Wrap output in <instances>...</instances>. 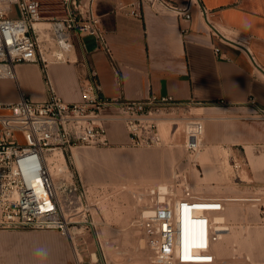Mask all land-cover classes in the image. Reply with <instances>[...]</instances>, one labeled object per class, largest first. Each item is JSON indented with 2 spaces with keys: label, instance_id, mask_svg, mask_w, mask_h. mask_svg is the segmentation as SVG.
Here are the masks:
<instances>
[{
  "label": "built area",
  "instance_id": "1",
  "mask_svg": "<svg viewBox=\"0 0 264 264\" xmlns=\"http://www.w3.org/2000/svg\"><path fill=\"white\" fill-rule=\"evenodd\" d=\"M62 3V17H45L40 0H0V79L17 83L16 65L38 64L46 75L49 90L44 101H34L23 93L15 102L0 98V231L56 230L74 240L89 225L96 227L89 194L82 182L74 181L67 165L57 182L48 155L57 151L65 157L74 148L85 146L112 147L115 143L109 130L115 124L125 127L129 146L171 148L173 140L165 138L161 120L203 105L180 103L169 95L152 94L141 100L106 98L86 47L83 70L78 75L81 100L66 102L56 93L48 68L52 64L70 63L75 38H93L112 65L115 61L102 20L94 13V0H62ZM196 7L210 27V13L199 0H136L131 5H121L120 9H129L132 16L140 18L143 9L150 8L190 21ZM39 22L45 25L42 29L36 28ZM242 41L236 39L233 44L255 61L247 43ZM248 105L264 119V109L254 98L249 99ZM169 119V135H175L179 121L183 122L186 150L191 155L197 153L206 129L205 120L181 114ZM171 191L163 200L158 192L159 197L151 200L152 215L143 217L152 252L148 264H217L212 244L219 232L213 227L212 216L224 212L231 198L201 197L185 190V196L178 199ZM185 224L198 229L193 244L182 239ZM76 254L79 255L77 249ZM74 264L84 262L77 258Z\"/></svg>",
  "mask_w": 264,
  "mask_h": 264
},
{
  "label": "rangeland",
  "instance_id": "2",
  "mask_svg": "<svg viewBox=\"0 0 264 264\" xmlns=\"http://www.w3.org/2000/svg\"><path fill=\"white\" fill-rule=\"evenodd\" d=\"M40 1L45 10L43 16L64 15L62 0ZM224 33L243 42L231 33ZM72 57L71 52L69 58ZM198 108L207 110L199 115ZM179 114L205 120L201 148L194 155L186 150L183 122L179 123L180 130L175 135L164 134L165 138L173 140L174 147L171 148H138L115 143L107 148H75L72 153H65V158L58 154L62 157L61 163L57 159L53 168L57 171V168H63L60 164L67 165L74 181L85 185L96 227L89 225L79 237L76 236V241L56 230L0 231V237L5 240L0 244V264H42L32 257L37 250H42L39 254L44 256L59 255L62 261L54 264H74L76 249L78 258L83 256L80 260L84 264H94L97 260V264H148L152 252L143 212L150 209L152 198L159 197L158 192L153 195L151 190L145 189L154 184L169 185L178 199L185 196V190L201 197L249 199L226 205L225 212L220 215L226 217L227 211L233 208L235 215L229 220L225 218L230 231L223 238L219 233L215 235L218 238L213 241L212 252L217 264H263L264 229L254 228V222L263 217L264 192H258L256 196L249 189L254 180L251 174L264 171V163L259 158L262 149L255 142L256 135L252 143L244 146L232 141L230 136L234 126L252 127L264 136V119L249 109L231 111L214 105L193 106L189 111L183 110L171 117ZM208 116L213 120L210 121ZM226 133L230 134L229 138ZM205 156L210 169L208 175L200 163ZM61 176L53 177L58 182ZM140 194L144 195L139 197ZM256 197L261 201H250ZM145 200L149 208L142 209L141 203Z\"/></svg>",
  "mask_w": 264,
  "mask_h": 264
},
{
  "label": "crops",
  "instance_id": "3",
  "mask_svg": "<svg viewBox=\"0 0 264 264\" xmlns=\"http://www.w3.org/2000/svg\"><path fill=\"white\" fill-rule=\"evenodd\" d=\"M135 1L94 0L93 10L102 20L115 65L93 38H75L70 63L52 64L48 68V77L61 98L66 102L81 100L78 75L83 70V48L86 47L106 98L141 100L152 94L169 95L180 103L195 102L231 111L252 110L248 101L254 98L264 109V0H199L210 13V27L198 7L193 9L190 21L171 13H156L150 8L143 9L140 18L132 16L129 9H120L121 5L128 6ZM220 29L244 40L255 61L243 48L233 44L236 39ZM215 49H219V53ZM15 73L17 83L8 78L0 79L2 101L15 102L21 93L34 101L48 99L46 75L40 65L18 64ZM197 110L201 115L207 108ZM208 119L212 121L213 117L208 116ZM109 133L114 143L127 144L128 135L123 125H112ZM226 134L229 138L230 134ZM231 135L230 139L241 146L252 143L256 135L255 142L262 149L259 158L264 163V136L258 129L234 126ZM200 163L208 175L207 157H202ZM251 177L254 180L249 189L258 196V192H264V171ZM231 199L232 203L249 200ZM250 201L258 202L261 198ZM234 215L235 208L227 211V218L220 215L218 221H224L228 227L225 218L229 220ZM254 225L256 229H264V211ZM3 241L0 237V244ZM32 257L42 264L62 261L56 254L36 253Z\"/></svg>",
  "mask_w": 264,
  "mask_h": 264
},
{
  "label": "bare ground",
  "instance_id": "4",
  "mask_svg": "<svg viewBox=\"0 0 264 264\" xmlns=\"http://www.w3.org/2000/svg\"><path fill=\"white\" fill-rule=\"evenodd\" d=\"M43 25L44 24H40V22H39V24L37 23L36 24V28L37 29H42V27H43ZM200 115V114H199ZM169 118H171V117H166V118H164V119H162L161 120V122H160V125H161V131L163 132V134H165V133H170V129H171V125L170 124H168L169 122H171V120L169 119ZM179 123H182V122H179ZM180 130V127H179V129L177 130V132ZM165 131V132H164ZM75 149V148H74ZM58 154H61L60 152H57V151H55L53 154H50V155H48V161H49V163H50V169H51V173H52V175L53 176H60L61 175V171L63 170V168L65 167V166H63L62 164H60L61 165V167H63V168H57V171H55V168H53V163H55V161H57V159L59 160V163H61V161L60 160H62V157H60ZM77 154V153H76ZM62 155V154H61ZM63 156V155H62ZM64 157V156H63ZM122 157V156H121ZM123 157H125V156H123ZM65 158V157H64ZM81 160V159H80ZM112 160V159H111ZM116 160V159H115ZM58 163V162H57ZM57 163H56V165H57ZM115 163V162H114ZM55 165V166H56ZM119 165V164H118ZM59 167V166H58ZM120 167V166H119ZM131 168V167H130ZM140 169V168H139ZM145 169V168H144ZM120 171V170H119ZM125 171V170H124ZM130 171V170H129ZM132 171H134V170H132ZM138 171V170H137ZM55 172H56V174H55ZM148 172V171H147ZM125 175V174H124ZM134 176V175H133ZM139 176V175H138ZM155 176V175H154ZM150 177V176H149ZM140 178V177H139ZM147 178V177H146ZM131 179V178H130ZM143 179V178H142ZM135 181V180H134ZM129 182V181H128ZM149 183V182H148ZM145 189H147V190H151V192H154V191H156V192H159V195H160V198L159 199H161V200H163V199H165L164 198V195H166V194H168V193H170V192H172L171 191V187L169 186V185H167V184H154V185H152V186H150V187H147V188H145ZM144 194H140L139 195V197H142ZM231 200H233V199H231ZM235 200H239V199H235ZM230 202V201H229ZM142 204V209L144 208V207H148V205L149 204H147V200H145L144 201V203H141ZM149 208V207H148ZM144 218H147V217H149L150 215H152V213H153V210L150 208V209H146V210H144ZM220 214L221 213H219V214H215V215H213L212 216V221H213V227L215 226V228H216V231H218L219 232V237L220 238H223V236L225 235V233L226 232H228L229 230H228V227H226L225 226V224H224V221L221 223V222H219L218 221V217L220 216ZM197 237H198V229L196 228V227H194L193 225H187V224H185L184 225V227H183V233H182V239L184 240V242L186 243V244H193V242L197 239ZM182 239H180V241L182 240ZM73 241H76V240H73ZM145 241V240H144ZM76 255V254H75ZM92 257V256H91ZM76 258H78V256H76ZM79 259H83V256H79ZM92 259H94V258H92Z\"/></svg>",
  "mask_w": 264,
  "mask_h": 264
},
{
  "label": "clouds",
  "instance_id": "5",
  "mask_svg": "<svg viewBox=\"0 0 264 264\" xmlns=\"http://www.w3.org/2000/svg\"><path fill=\"white\" fill-rule=\"evenodd\" d=\"M38 251V254L42 251V250H37Z\"/></svg>",
  "mask_w": 264,
  "mask_h": 264
}]
</instances>
